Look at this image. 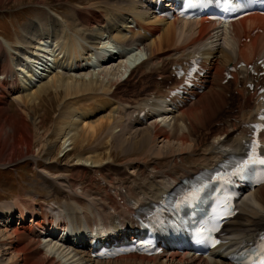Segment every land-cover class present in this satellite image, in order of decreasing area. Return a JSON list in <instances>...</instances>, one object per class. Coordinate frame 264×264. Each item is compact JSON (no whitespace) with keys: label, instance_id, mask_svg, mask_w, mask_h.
Listing matches in <instances>:
<instances>
[{"label":"bare ground","instance_id":"1","mask_svg":"<svg viewBox=\"0 0 264 264\" xmlns=\"http://www.w3.org/2000/svg\"><path fill=\"white\" fill-rule=\"evenodd\" d=\"M10 1L0 0V6ZM74 1L67 0L72 6L71 14L65 19L54 13L51 6L38 3L46 12L22 27L16 43L0 36V49L6 53L0 59L7 70L0 81L3 85L0 86V166L27 159L36 161L52 148L55 150L56 146L48 143L50 137L45 143L44 135L37 133L45 128L42 120L33 118L32 121L31 117L21 115L16 118L4 109L9 96L29 108L38 105L51 91L57 99H64L60 115L64 120L54 123L60 130V142L66 146L63 158L66 160L71 152L81 148L76 161L64 165L73 164V169L81 165L78 169L90 177L92 186H86L83 191L79 189L83 174H78L79 182L64 180L74 175L53 176V161L48 163L50 172L44 169L39 174L48 188H54L50 197L61 198L62 203L36 205L24 198L1 202L0 256L3 260L0 264H231L226 253L254 242L264 232V185L240 200V213L223 230L227 242L225 254L196 257L173 252L152 258L130 255L100 262L92 258L91 250L83 251L79 245L91 244L83 236L86 234L91 240V234L82 231L97 222L106 226L119 222L118 229L131 234L140 211L162 199L182 179L215 167L233 151H243L242 144L247 139L244 126L254 121L258 106L248 84L263 82V78L251 76L246 67H241L234 74V80L225 83V72L230 66H258L264 60V16H250L226 28L222 35L224 45L217 47L214 42L210 43L218 37L215 24L205 19L166 21L153 16L147 0ZM256 29L260 32L253 35ZM105 39H108L106 44L109 41L124 47L137 46L146 53V60L134 62L133 55L123 59L121 53L119 58L123 60L115 68L92 74L89 62L103 64L101 60L109 56V43L102 44ZM197 54L203 55L209 74L206 89L184 108L172 111L174 126L168 130L161 125L167 119L158 122L154 120L155 114L162 108L160 102L166 99L170 82L178 83L173 77V68ZM153 77L162 79L154 84L153 90H142L134 98H122L120 91L125 84L134 85L136 80L142 84ZM4 84L10 91L9 96L3 90ZM124 105L133 109L130 116L135 118L133 125L141 127L140 131L133 132L134 138L131 136L130 141L124 133H113L114 128L123 125ZM108 109L104 120L89 121L95 113ZM168 110L164 109L162 114ZM221 112L226 115L219 116ZM142 114L146 123L141 120ZM212 121L206 133L210 136L208 141L200 144L192 139L196 125L204 127L205 122ZM112 140L114 144L110 148ZM156 142L166 145L154 152L152 145ZM101 147L106 148V155L101 156ZM116 154H121L124 160L117 163ZM53 155L51 150L49 156ZM46 160V163L50 161ZM38 165L37 161V168ZM128 169L131 173L118 182L115 173L128 172ZM15 213L20 215L19 221L13 219ZM58 220L68 222V229L73 228L75 234L71 241L77 243L53 241L51 235ZM14 221L19 222L18 226H14Z\"/></svg>","mask_w":264,"mask_h":264},{"label":"rangeland","instance_id":"2","mask_svg":"<svg viewBox=\"0 0 264 264\" xmlns=\"http://www.w3.org/2000/svg\"><path fill=\"white\" fill-rule=\"evenodd\" d=\"M15 1L16 0H12L9 3H7L8 5L4 4L3 6H0V36L4 37V39L9 40L11 43H16V37L17 36L19 37L22 35L21 34L22 27L25 24L29 23L30 20L36 19V17L38 16L42 17L43 14L46 12V11L44 12L43 8L40 5H38V3H40L41 5H46V7L51 6L52 10L54 9L53 12L58 14L63 19L66 18V15L71 14L70 7L72 6V4L68 3L67 0H20V2L18 3H15ZM75 1L74 3H76ZM107 40L108 39H105L102 42V44L108 46V43H109V46H111V42L109 41L106 44ZM216 44L224 45L223 39L222 40H220L219 38L216 39ZM101 45H100V48H102L103 46ZM140 52H143V51H139L137 50L136 46L134 48L132 46L128 54L129 56L133 55L132 59L134 60V62H138L140 60H142L143 62L145 61V57L147 56L145 52L143 53H140ZM5 54H6L5 50L3 51V49L1 48L0 58H1V55L5 56ZM113 58L114 59L111 62L104 64V66L103 64H100L102 66L99 65L98 67H91L89 69H91L92 74H97L98 71L101 72L102 70H106V69L113 68V67L115 68V65L117 66L118 64H120L121 62L120 60H123L119 58L117 59V56L116 57L114 56ZM4 67H6V64L2 62V60L0 59V81L2 78L1 77L2 74H4L7 71L6 68ZM124 76H122V78H124ZM159 80L160 79H158L157 77L146 79L142 82L143 85L141 84V82H139V80L138 81L136 80V83H134L135 86L131 84L132 82L125 84V86L122 88L123 90L120 91V94L122 98L124 99H128V97L134 98V96H137V94L142 93V90H146V89L153 90L154 84L158 82ZM4 85L6 89H3V88L2 89L5 90L7 92V95L9 96L10 91L6 87V84ZM0 86L2 87L3 85H0ZM60 95L63 96V94H60ZM6 103L7 104L4 107V109L5 108L8 109L9 111L8 114L10 116H15L17 118L19 115H21L28 119L29 117H31V120L33 118L34 119L37 118L38 121L42 120L45 128L37 131V133H39V136L44 135L45 139L43 141L45 143H47L46 138L50 137V141L48 143L52 147L56 146V148L55 150L53 148L51 149L52 151H54V155H53L54 157L49 156V153H51V150H49L47 151L46 154H43V158L41 159L39 158L36 161L27 159V160H22L17 163H14L10 166H5V167L0 166V203L6 202V201L13 202L18 198H24L29 201L31 200L36 205L45 203L44 205L52 206L55 203L57 204L62 203L64 201L63 199L52 197V196L50 197L49 193L52 192L54 188H48L46 183L43 182V179L40 177V174H39L40 171L44 169L50 172V169H49L50 165H48V163L49 162L51 163L53 161H54L53 163L54 169L51 172L53 176L71 177L74 175V178H64V177L62 178H64V180H71V181L77 180L79 182L80 179H77V178H80V175L78 174H83L85 177L82 178V183H80L79 189L83 191L86 186H89V187L92 186L90 179H89L90 177L86 176L85 171L82 172L81 170L78 169L79 167H81V165H78L75 169L72 168L73 164H71V166H69L68 164L64 165L67 162H71L75 160L77 154L81 151V148H78L76 150L77 152L76 151L71 152V155L69 156V158H67L66 160L63 158L64 149L66 146L64 147L62 145L63 142H60V136H59L60 130L59 128H55L54 123L57 124L60 120H64V119H60L61 118L60 115L64 107L61 104L64 103V99L63 101H61V99H57L56 94L50 91L46 95L43 96V99L39 102L38 105L35 104L29 108H24L22 104L15 102L14 98L10 96L7 99ZM232 109L234 108L232 107ZM20 110L24 113H22ZM122 110L123 111L125 110L124 112L122 111L123 114H122L121 122L123 123V125L121 126L123 127V129L122 127L120 128L116 127L114 128L113 133L116 135L124 133L125 138H127L128 140L129 139L133 140L134 138L132 135L133 132L135 133L137 131H140L141 127L133 125L134 119L130 120V115L132 113L131 110L133 109H129L128 107L124 105L122 106ZM228 110H231V109L228 108ZM108 111H110V109H108L107 112L100 111L99 113L98 112L95 113V115L92 116L89 119V121L96 122L98 121L97 119L104 120V116H106V114L109 113ZM223 115L224 113L221 112L219 116H223ZM163 119H167L166 120L167 122L162 123L161 124L162 127L169 130L170 128L174 126L172 113L164 114L163 116L157 117L156 121L158 120V122H162ZM128 121L129 122L131 121V123L132 122L133 123L131 124ZM126 122L128 123L126 124ZM213 123H214L213 121L210 123L205 122L204 127L201 125H196L195 130L192 131L193 132L192 139L198 140L200 144H204L206 141H208L210 139V136L206 133L208 132L209 128H211ZM113 140L111 141L110 148L114 144ZM165 145L166 144L165 143L163 144V142H156L152 145V150L155 152L157 148L162 149ZM92 147H96V146L94 145ZM99 152H102L101 156L106 155L105 154L106 148L101 147ZM136 155L137 154H135L133 158L136 157ZM115 156H116L117 163L124 160L121 154H116ZM46 159H50V161L46 163L47 161ZM56 160H58L57 163L55 162ZM37 161L39 163L38 168L36 167ZM113 165H117V164H113ZM85 167L88 168V166H85ZM113 169L119 170L118 168H113ZM127 171L128 172H116L115 173L116 174L115 178L120 180L118 182H121V180H125L128 174L131 173L132 170L128 169ZM29 221L30 220H28V222ZM17 222H14L15 224L14 226H18L19 222L18 223ZM1 260H3V258L0 256V261ZM71 264H74V263H71Z\"/></svg>","mask_w":264,"mask_h":264}]
</instances>
